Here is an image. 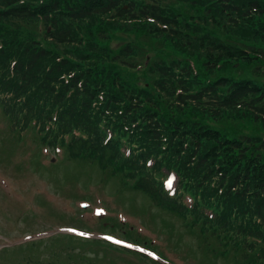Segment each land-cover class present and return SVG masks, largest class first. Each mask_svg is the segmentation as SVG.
Listing matches in <instances>:
<instances>
[{"label": "trees", "instance_id": "1", "mask_svg": "<svg viewBox=\"0 0 264 264\" xmlns=\"http://www.w3.org/2000/svg\"><path fill=\"white\" fill-rule=\"evenodd\" d=\"M0 114L264 264V0H0Z\"/></svg>", "mask_w": 264, "mask_h": 264}, {"label": "rangeland", "instance_id": "2", "mask_svg": "<svg viewBox=\"0 0 264 264\" xmlns=\"http://www.w3.org/2000/svg\"><path fill=\"white\" fill-rule=\"evenodd\" d=\"M142 39L134 28L119 33L116 44L140 40L158 48ZM16 133L0 118V264H150L92 239L104 236L120 247L145 243L175 264H234L232 257L212 255L201 235L144 193L97 166L40 147L31 133L21 139Z\"/></svg>", "mask_w": 264, "mask_h": 264}, {"label": "snow or ice", "instance_id": "3", "mask_svg": "<svg viewBox=\"0 0 264 264\" xmlns=\"http://www.w3.org/2000/svg\"><path fill=\"white\" fill-rule=\"evenodd\" d=\"M168 187H171V181L169 182Z\"/></svg>", "mask_w": 264, "mask_h": 264}]
</instances>
